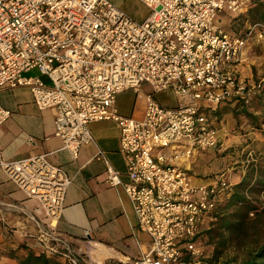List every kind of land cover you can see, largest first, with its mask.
<instances>
[{
    "label": "built area",
    "instance_id": "obj_1",
    "mask_svg": "<svg viewBox=\"0 0 264 264\" xmlns=\"http://www.w3.org/2000/svg\"><path fill=\"white\" fill-rule=\"evenodd\" d=\"M139 1L148 9L142 21L110 0H0V90L29 89L39 110L52 111L54 136L72 158L82 145L94 142L89 123L116 122L127 180L102 149L94 157L105 162L106 181L122 187L137 228L150 238L149 251L131 264H204L197 243L201 228L213 220L234 184L224 173L194 184L184 163L222 144L206 106L232 97L247 104L256 92L239 80L237 68L247 38H261L264 24H252L242 35L215 23L225 7L245 15L252 0ZM143 84L151 88L144 93L143 116L121 115L117 94L138 93ZM169 87L182 99L174 107L154 97ZM10 115L0 105V126ZM0 166L28 196L39 199L51 231L71 183L65 170L46 155ZM48 229L39 235L44 252L86 264L90 257L59 252ZM185 256L192 260L184 261Z\"/></svg>",
    "mask_w": 264,
    "mask_h": 264
},
{
    "label": "crops",
    "instance_id": "obj_2",
    "mask_svg": "<svg viewBox=\"0 0 264 264\" xmlns=\"http://www.w3.org/2000/svg\"><path fill=\"white\" fill-rule=\"evenodd\" d=\"M136 3L138 17L131 18L142 21L148 9L139 0ZM259 5H264V0H252L248 11L253 13ZM223 28L229 31L228 25ZM244 60L243 55L238 66L243 78L248 75ZM30 74L39 75L36 70H31ZM41 78L47 82L45 76ZM150 91V86L143 84L138 93L129 89L117 94V111L121 115L140 119L143 116L144 93ZM154 97L167 107H174L182 101L175 93L169 96L168 89L155 93ZM0 105L11 112L8 120L0 126V162L46 155L52 165L65 170L71 179L62 213L50 231L49 219L39 199L28 196L0 166V264H20V260L29 252H44L39 235L45 229L50 231L51 243L57 244L59 252L68 250L72 254L90 257L92 260L89 258L86 264H131L133 259L149 251L150 238L137 228L130 199L121 186L108 184L105 162L94 157L98 148L102 149L120 178L127 180L116 122L102 120L89 123L87 127L94 142L82 145L77 158H72L67 150L62 149L61 139L54 136L52 111L39 110L29 89L17 87L0 90ZM233 117L231 109L222 114L226 124L219 127L217 136L222 144L218 147L228 145L234 137L229 134L234 125ZM210 120L215 123L213 119ZM208 151L197 152L184 163L194 184H207L216 174L226 175L224 169L215 170L213 159L208 158ZM242 176L233 183H238ZM132 232L135 241L128 243L126 236ZM57 256L61 260L64 258L60 254Z\"/></svg>",
    "mask_w": 264,
    "mask_h": 264
},
{
    "label": "rangeland",
    "instance_id": "obj_3",
    "mask_svg": "<svg viewBox=\"0 0 264 264\" xmlns=\"http://www.w3.org/2000/svg\"><path fill=\"white\" fill-rule=\"evenodd\" d=\"M114 5L121 9L129 17H138L136 0H111ZM258 11H248L247 15H235L227 7L217 15L215 23L221 27L228 25L230 33L245 34L247 29L256 22ZM263 24V23H260ZM246 52L244 53V50ZM245 57L244 66L248 75L241 76L240 67L237 68L239 80L248 86L254 85L256 92L252 95L249 103L244 104L248 112L256 116H262L264 120V34L258 38L254 34L247 38L242 57ZM242 62V61H241ZM146 85V84H144ZM261 86V87H260ZM260 89V90H259ZM259 91V92H258ZM258 92V93H257ZM174 94L172 87L168 88V95ZM237 110H241V107ZM233 117L234 125L231 135H234L228 145L209 150V157L213 159L212 166L224 169L230 182L242 179L245 175H255L264 180V124L261 130L251 127L248 118L243 115ZM212 123L216 128L225 126L221 117L219 121ZM221 146V145H220ZM207 154V152H206ZM217 175V174H216ZM235 185V183H233ZM246 199L251 205L244 211L245 223L242 232L228 229L222 226L223 220L218 219L213 225L212 220H207L201 228L197 243L202 249L204 264H224L226 261L240 262L258 243L264 240V215H256V211L264 208V183L253 186L244 192ZM241 202L237 205L240 206ZM257 208V209H255ZM236 206H230L224 213L234 212ZM253 212V214H250ZM221 216V217H222ZM210 226V227H209ZM122 237V234H119ZM128 243L135 241V234L126 236Z\"/></svg>",
    "mask_w": 264,
    "mask_h": 264
},
{
    "label": "trees",
    "instance_id": "obj_4",
    "mask_svg": "<svg viewBox=\"0 0 264 264\" xmlns=\"http://www.w3.org/2000/svg\"><path fill=\"white\" fill-rule=\"evenodd\" d=\"M256 9V8H255ZM257 18L256 22H260L264 24V5H259L257 7ZM261 87V86H260ZM260 90V89H259ZM259 92V91H258ZM257 92V93H258ZM246 104L241 98L232 97L229 99L223 100L216 107L211 108L210 106H206L204 108V112L208 115L210 119L219 121L222 117V114L226 111L230 110L233 112L234 117H238V115H243L248 118V123L251 127L256 128L257 130H261L262 125L264 124V120L262 116H256L253 113L247 111L244 107ZM241 107V110H237ZM264 131V129H262ZM264 183V180L255 176V175H245L243 179H241L238 183H236L233 187V192L231 196L227 199H224L218 206L217 211L213 214V220L211 225H213L218 219L223 220L222 226L228 229H235V231L242 232L244 229V211L250 208V204L246 199L244 192L250 190L253 186H259ZM241 202L240 206L237 204ZM236 206L234 212L224 214L223 210H227L230 206ZM257 209V208H255ZM256 215L263 214L264 208L262 210H258L255 212ZM222 216V217H221ZM210 227V226H209ZM192 259L189 256L184 257V261L189 262ZM20 264H70L66 258L61 260L60 256H47L46 253H34L29 252L25 258L20 260ZM224 264H264V240L261 243H258L255 248H253L248 255L241 260L240 262L236 261H226Z\"/></svg>",
    "mask_w": 264,
    "mask_h": 264
}]
</instances>
